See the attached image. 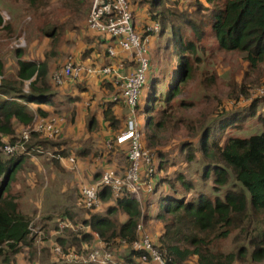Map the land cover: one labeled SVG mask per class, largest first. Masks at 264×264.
Listing matches in <instances>:
<instances>
[{"label":"trees","instance_id":"obj_1","mask_svg":"<svg viewBox=\"0 0 264 264\" xmlns=\"http://www.w3.org/2000/svg\"><path fill=\"white\" fill-rule=\"evenodd\" d=\"M140 1L146 4L147 20L141 31L136 30L134 24L133 28L142 39L147 38V56L149 39L156 34L163 37L170 33L165 38L178 44L174 45L176 66L172 77L165 82L156 79L158 76L152 77L147 86L146 107L151 104V107L154 106L153 100H158L162 94L159 90L162 85H166L162 102L166 103L179 94L180 84L191 77L193 70L188 56L196 55L193 61L198 59L197 53L204 51L201 44L208 34L224 51L241 53L251 68H256L264 61V0H192L185 10L179 9L173 0ZM129 3L133 19L132 6L138 5L131 4V0ZM90 6L91 3L86 9ZM152 22L159 24L157 33L145 31V27ZM2 24L0 14V26ZM189 33L194 36L195 42L187 39L184 41L183 36L186 38ZM98 35L107 39V45H114L113 37ZM46 36L54 40L56 29H47ZM121 57L124 62L123 73L128 74L134 62L125 55ZM17 66V78L21 82L27 81L29 90H18L7 83L0 84V254L5 247L15 252L21 245L30 246L33 240L30 237L38 236L29 229L31 222L35 226L34 221H29L28 215L18 210L15 199L8 193L16 172L25 160L24 154L2 157L3 138L11 137L14 120L20 126L31 123L34 115L31 105L36 106L37 113L46 116L41 106L55 103L48 82L49 66L46 60L37 62L19 56ZM2 70L3 63L0 61V74ZM147 74L142 93L152 74L150 59ZM259 105L264 107V97L250 104L247 115H254ZM242 117V114L232 111L217 119L216 125L223 130L235 126L236 121ZM104 118L112 127H118V121L109 109L104 111ZM254 118L262 126L259 133L247 137L230 135L221 143L219 137L209 134L208 127L203 130L197 146L182 143L179 148L185 154L184 160L193 162L189 165L194 166L191 175H188V169L169 173L168 168L174 164L165 151H157L158 161L155 166L156 157L148 149L153 155L148 175L153 182L149 194H157L158 208L155 214L151 216L148 213L151 205L148 199L144 200L145 209L142 212L143 206L138 199L124 192L114 198L115 203L108 205L104 211L90 210L94 208L87 210V216L75 223L74 230L67 229L54 238L56 245L64 251L72 247L76 251L89 250L92 246L85 248L84 244L90 245L95 234L106 243L108 249L116 242L128 249V254L117 258L119 261L134 262L142 253L131 247V243L139 236L137 224L153 219L162 225L154 244L167 257L168 264H185L192 256L197 257L195 264H264V112L257 113ZM151 124V120L147 119L143 126L142 139L146 135L147 139L149 137L148 142L153 130ZM156 124L163 125L161 121ZM55 136L46 138L38 132H31L29 138L22 139L23 142L33 139L25 151H35L47 143L51 144ZM10 141L13 139L10 138ZM114 145L112 151L118 147L116 143ZM143 146L147 148L144 140ZM127 148L123 150L124 167L129 164ZM59 151V156L66 155L63 149ZM164 170L167 176L161 177L160 172ZM145 171L147 167H142L141 175ZM78 195V201L83 207L80 192ZM98 196L102 199L112 197L110 187L102 188ZM119 213L126 215L123 221L119 220ZM230 234H237L235 238L242 239V243L227 252L215 250L211 246L212 240L223 239Z\"/></svg>","mask_w":264,"mask_h":264},{"label":"rangeland","instance_id":"obj_2","mask_svg":"<svg viewBox=\"0 0 264 264\" xmlns=\"http://www.w3.org/2000/svg\"><path fill=\"white\" fill-rule=\"evenodd\" d=\"M173 1L178 4L181 10H185L192 2V0ZM89 3L92 5V0H0V12L3 16V24L0 26V61L3 63L0 84L7 83L18 90H29L28 82H21L17 78V59L19 56L21 59L37 62L46 60L51 71L60 68L69 58L74 63L83 66L82 62L86 58L93 61L95 59L93 53L99 50L98 47L101 40L98 36L89 34L85 25L91 8L90 6L89 9H86ZM134 3L141 8H146V4L140 0H131V4ZM52 28L57 31V36L54 40L46 36V30ZM166 34L163 37H158L157 34L154 35L152 37L154 42L151 39L148 57L152 74L145 87L143 97L141 95L137 103L138 118L142 135L146 120H151V125L153 126L150 134L151 139L148 142L149 137L147 139L145 135L143 140L147 149L156 157L155 166L158 161L157 151L161 150L168 153L173 159L174 165L167 170L169 173L173 174L176 171L188 169L190 171L188 175H191L194 166L189 165H192L193 162L190 163L184 160L185 154L179 146L182 143L189 144L191 147L197 146L205 128L209 127V134H215L217 138L219 137L221 143L230 135L247 137L261 131L260 128L262 126L254 117H256L257 113L264 112V107L259 105L257 112L255 110V114L252 116H248L247 113L250 104L263 98L260 91L264 89V61L256 68H251L247 65L241 53L224 51L218 47L216 40L208 34L201 44L204 51L197 53L198 59L193 61L196 55L188 56L193 70L191 77L185 83L180 84L179 94L166 103L162 102L166 92V85H162L159 88L162 94L157 98L158 100H153L154 106L151 107L152 104L150 105L149 102L150 106L146 107L147 86L153 79L152 77L158 76L156 79H161L165 82L172 77L176 66V47L174 45L177 46L178 44L166 39ZM183 39L184 41L187 39L195 42V38L191 33L186 38L183 36ZM96 66H92L95 71L100 67ZM50 75L51 73L49 74V80ZM146 76L148 78V74ZM83 77L81 78L83 79ZM77 79L74 78L72 80ZM51 87L53 92H60L59 87L52 84ZM30 108L35 115L40 114L35 111V105H31ZM232 111L242 114L243 117L236 121L237 124L235 126H228L220 130L216 125L217 119L222 115L232 113ZM57 112L59 110L52 113L57 114ZM57 115L61 116L60 114ZM160 121L163 125L158 126L156 123ZM13 127L14 131L11 137H4L3 141L4 144L18 143L17 150L11 154L1 152L2 157L10 158L11 156L24 154L25 160H23L24 162H22L16 172L8 193L15 199L18 210L28 215L29 221H34L35 227L40 229L41 235L31 236L30 238L33 239L31 240V245H21L18 251L13 252L10 248L5 247L0 254V264H63L66 261L58 258L53 252V247L57 244L54 238L66 232L67 229L74 230L75 223L86 217L89 209H84L80 205L78 201L79 191L75 193V199L69 200L66 204H60L61 200L58 199L57 195L55 196L57 197L56 206L46 205L42 199V189L44 188L42 181L47 178L48 170H51L48 167L51 166L48 162L50 159H55L57 152L54 151L63 149L66 151L64 156H68L69 144L62 142V130L60 127L58 134L54 139H51V144L47 143V141L44 147L35 151H25L26 147L29 146L28 143L33 141V139L31 138L25 142L19 141L21 126L14 120ZM39 137L40 139L43 138ZM10 138L13 139L12 142ZM112 141L113 139H110V146L105 143V150L115 148ZM27 152L29 153L27 154ZM106 155L110 154L107 153ZM117 156L123 158L121 150L117 151ZM69 157L75 159L73 155ZM69 157L67 158L69 159ZM119 163L121 164V162ZM29 168L30 171H27ZM126 168L124 167L119 171L107 167L100 170L99 174L97 173L98 176L95 177L96 179L88 184L95 183L104 170H113L121 173ZM160 175L161 177H166V171H161ZM140 178L143 184L150 183L153 185L146 171L143 172ZM28 181H32L36 186L30 187L26 184ZM161 189L164 188L161 187ZM138 195L141 197L140 201H142L144 210L145 205L142 198H146L150 194L141 189ZM52 198L49 196V199ZM154 201L155 207L158 208L157 201ZM114 203L113 197L99 198L98 204L93 207L94 209L90 210L104 211L108 205ZM37 215L38 217H35ZM125 217V214L119 213L118 215L120 221H123ZM154 226L155 222L152 224V227ZM236 235L230 234L223 239H214L211 241V246L215 250L230 251L236 245L242 243V239L238 240L235 238ZM155 242L156 240L154 239ZM65 245L69 246L68 244ZM91 246L93 244L85 245L84 247ZM110 250L115 258H122L129 253L128 249H125L124 246L117 242L111 246ZM196 259V256H192L185 264H195Z\"/></svg>","mask_w":264,"mask_h":264},{"label":"built area","instance_id":"obj_3","mask_svg":"<svg viewBox=\"0 0 264 264\" xmlns=\"http://www.w3.org/2000/svg\"><path fill=\"white\" fill-rule=\"evenodd\" d=\"M1 14V12H0ZM2 16V14H1ZM3 18V16H2ZM86 24L89 29L96 31L97 34H105L113 37V46L107 45V58L110 61L100 66L96 71L92 67L76 64L69 58L60 68L53 70L51 80L54 85L60 86L64 82L80 78L84 73L98 72L105 79H112L118 87V93L112 96V100H121L129 107L130 112L134 113L142 88L146 81V73L149 66L147 56V38L142 39L133 28L132 12L129 0H92ZM146 32L157 33L159 24L154 22L145 27ZM22 44V41H21ZM125 51L134 62L132 70L128 74H123L124 62L121 58L116 59V49ZM264 97V89L260 91ZM62 117L57 114L46 116L33 115L30 124L20 127V140L29 138L31 132H38L46 138H53L58 134ZM116 143H126L128 146L127 157L129 164L127 168L117 173L113 170H104L95 183H84L80 186L79 192L82 196L83 207L90 209L99 202V191L105 186H109L114 197L121 196L127 192L135 196L138 200V193L143 189L150 193L152 185L143 184L141 181V169H148L152 161V154L143 146L142 129L139 121L133 116L127 120L126 127L116 135ZM17 144H4L2 152L11 154L16 152ZM110 146V143L107 142ZM68 161L73 164L75 159L69 157ZM29 229L41 235L33 223L29 224ZM139 236L131 243L132 249L141 251L139 257L134 262H121L112 254L111 250L101 246H92L91 249L76 251L73 247L67 251L62 250L58 245H54L53 252L62 260L80 264H168L167 257L155 246L153 237L145 230L142 222L137 224ZM104 244H106L104 242Z\"/></svg>","mask_w":264,"mask_h":264},{"label":"crops","instance_id":"obj_4","mask_svg":"<svg viewBox=\"0 0 264 264\" xmlns=\"http://www.w3.org/2000/svg\"><path fill=\"white\" fill-rule=\"evenodd\" d=\"M132 7L134 10V27L136 30L141 31L144 21L147 18L146 8H141L140 6ZM85 25L88 29V33L98 36L101 42L98 47L99 50L93 53L95 59L92 61L86 58L82 63L86 67L96 65V67L102 66L108 62L106 56L107 39L101 38L96 31L89 29L86 22ZM151 39L152 37H150L149 43ZM152 42H154V39H152ZM117 48L118 47H115L116 55H118L119 58L122 59L121 56L125 55V57L130 59L126 52ZM130 64L132 65V63ZM49 69L50 67H48V82L50 85L52 84L53 86L59 87L60 92H53L55 101L53 105H42L41 108L47 115L59 110L57 114H60L61 117L63 116L62 122L59 123L62 130L61 140L62 142H67L70 147L68 156H59L57 154L54 160L50 159L49 162L47 161L53 168L48 166L51 170H48L47 178L42 181V185L44 186L42 189V199L44 203L46 205L56 206L57 197L55 196L58 195V199L61 200L60 204H66L69 200H74V195L76 192L78 193L80 186L96 179L95 177L98 176L100 170L111 167L112 169L121 171L124 168L125 161L122 157L119 158L117 156V151L121 150L122 155L127 145L126 143L117 144L114 137L125 129L127 120L130 117L134 116L139 123L140 120L138 118L137 106L132 114L129 107L121 98H118L116 101L112 100V96L118 93V89L112 82V79H105L98 72L93 70V72L84 73L82 75L84 76L83 79H71L57 86L53 84L51 75L49 80V74H52L54 70L51 71ZM143 94L144 92L142 93V97ZM107 109L112 112L115 119L118 121L119 128L112 127L110 123L105 120L104 111ZM110 139H113L112 143H116V146H118V149H115V151L104 149L105 143L109 142ZM54 152L59 153L60 151ZM107 153L110 155H106ZM70 155L75 157V162L73 164L68 161L67 157ZM119 162H121V164ZM27 171H30V168L27 169ZM26 184L30 187L36 186L32 181H28ZM49 196L53 198L49 199ZM156 196L157 194L142 198L143 200L148 199L151 202L148 211L151 216L157 211L154 204ZM112 197L116 198L113 195ZM140 200L141 198L138 201L142 205V201ZM62 206L68 208L67 206ZM142 212H144V210H142ZM35 217H38V215ZM154 222L153 219L148 220L146 223L143 222V225L145 224L144 230L153 237V240L157 239V236L162 230V225L160 223L156 224L155 222V226L152 227ZM91 242L93 246L105 247L104 242L95 234Z\"/></svg>","mask_w":264,"mask_h":264},{"label":"clouds","instance_id":"obj_5","mask_svg":"<svg viewBox=\"0 0 264 264\" xmlns=\"http://www.w3.org/2000/svg\"><path fill=\"white\" fill-rule=\"evenodd\" d=\"M81 78V77H80ZM79 79V78H78Z\"/></svg>","mask_w":264,"mask_h":264}]
</instances>
